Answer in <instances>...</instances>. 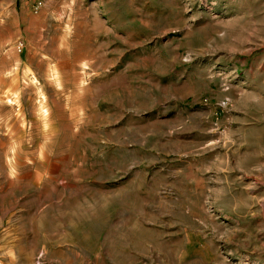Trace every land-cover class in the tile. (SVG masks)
I'll return each mask as SVG.
<instances>
[{
    "label": "rangeland",
    "instance_id": "rangeland-1",
    "mask_svg": "<svg viewBox=\"0 0 264 264\" xmlns=\"http://www.w3.org/2000/svg\"><path fill=\"white\" fill-rule=\"evenodd\" d=\"M0 264H264V0H0Z\"/></svg>",
    "mask_w": 264,
    "mask_h": 264
}]
</instances>
